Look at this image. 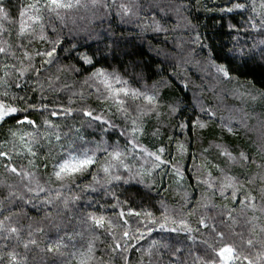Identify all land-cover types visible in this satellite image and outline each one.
I'll list each match as a JSON object with an SVG mask.
<instances>
[{
    "label": "trees",
    "instance_id": "obj_1",
    "mask_svg": "<svg viewBox=\"0 0 264 264\" xmlns=\"http://www.w3.org/2000/svg\"><path fill=\"white\" fill-rule=\"evenodd\" d=\"M34 2L4 0L11 22L0 21L9 30L0 36V46L7 49L0 53V81L8 82L9 97L27 96L37 109L42 103L49 109L43 114L38 110L29 112L38 128L18 127L13 118L0 124V151L11 156V162L0 157V221L4 224L0 228V262L80 264V253H86L91 243L93 250L87 264H177V260L183 264H203L215 255L213 247L218 250L225 243H232L241 254L240 264H248V260L264 264V245L255 243L250 247L238 235L243 233L244 241L264 240V211L261 210L264 204V44L260 43L264 41V29L260 25L264 18L260 7L263 1L102 0L93 7L90 0H81L71 9L60 10L61 18L44 14L45 40L40 38L39 24L33 25L26 16L23 18L26 27L33 26L36 31L30 37V45L29 38L23 40L32 65L41 67L42 58L35 55L36 50H50L49 41H61L52 63L41 67L39 77L28 57L23 56L24 50L18 48L21 39L17 35L21 8ZM236 2L245 3L246 8L231 13L220 10ZM121 5L129 11L124 12ZM85 55L91 58V64L81 59ZM210 55L217 64L229 68L231 79L210 73ZM5 65H15V68H5ZM97 68L117 72L131 87L155 91L157 103L148 108L146 103L137 101L142 110L130 108L126 119L111 99L98 98L97 88L104 91V86L101 78L92 77ZM17 83L21 87H16ZM10 102L17 107L25 106L18 101ZM64 109H71V113L50 114L51 110L63 113ZM86 110L102 115L116 128L105 126L107 131H104L97 122L83 115ZM196 117L205 125L196 130L198 138H193L187 130L182 134L178 125ZM133 119L142 131L136 133V143L131 144L127 141L129 132L121 136L120 131L130 129ZM30 132L35 133L34 139L28 136ZM57 134L61 137L59 142ZM26 140L31 141L30 145ZM117 143L125 152L123 159L131 174L141 175L130 179L125 168L114 167L112 173L121 175L122 180L109 184L97 164L91 175L85 173L74 181L60 182L52 176L53 165L61 155L73 149ZM218 144L233 156L244 152L250 160L228 161L219 154L221 149L215 146ZM29 146L36 152L35 157L28 153ZM160 148H164L163 153L159 152ZM149 153L160 155L166 163L154 168L155 156ZM98 156L103 163V155L98 153ZM5 164L15 165L18 172L35 174L46 194L41 192L36 198L35 180L31 183L33 192H28L29 178L9 172ZM217 165L226 172L221 173ZM209 172L215 191L202 182L209 179ZM225 174L239 178L240 199L245 194L256 197L254 202L248 201L249 205L255 203V209L242 208L232 201L231 190L228 198L221 197L218 185ZM92 175H97L96 181ZM49 198L52 204L45 203ZM116 204L118 207L113 209L112 205ZM129 208L150 212L152 217L128 216ZM121 209L126 213L124 219L129 221L123 228L118 215ZM229 212L235 223L229 218ZM165 216L167 227L161 229L159 223H165ZM93 217L112 220L115 227L109 229L107 223L99 227ZM202 217L209 226L215 224L217 231L224 232L223 239L211 227L204 228L199 223ZM149 219L159 222L149 225L153 227L150 234L143 226ZM181 219L193 229L191 233L170 231L181 227ZM12 227L19 232H11ZM123 230L133 236L144 233V238L128 240L127 252L112 251L116 240L124 244ZM110 231L116 240L108 235ZM30 240L36 243H29ZM56 245L61 247L57 249ZM177 248L181 252L176 253ZM216 260L219 264L218 257Z\"/></svg>",
    "mask_w": 264,
    "mask_h": 264
},
{
    "label": "snow or ice",
    "instance_id": "obj_2",
    "mask_svg": "<svg viewBox=\"0 0 264 264\" xmlns=\"http://www.w3.org/2000/svg\"><path fill=\"white\" fill-rule=\"evenodd\" d=\"M93 7L101 4L102 0H90ZM81 3V0H75V3H73V0H35L34 3H29L25 5L23 8H21L19 12V16L21 17V24L19 27V31L17 33L18 37L21 39V43L18 45L19 49L24 50L23 56L28 57L29 64L32 67V70L37 74V77H39L41 67H43L44 64H50L52 63V58L54 57L57 47L60 45L61 41L59 39H56L54 41H49L52 44V47L50 50L45 49L44 51L36 50L35 55L37 57H41V67H36L35 65L31 64V55L26 50L27 46L23 43V40L25 38H29V45L31 44V35H35V27L28 26L26 27L25 22L23 20L24 17H28L29 20L33 22V25L39 24L40 26V38L41 40H45L46 37L43 35L44 31V14H49V17H51V14H55L56 18H61L60 16V10L62 9H71L76 5H79ZM107 7V4L104 5ZM261 9L264 10V3L260 5ZM121 8L124 12H128L129 9L121 5ZM246 4L241 2L233 3L231 7L227 8H221V11H226L231 13L235 9H245ZM252 10L256 11L255 3H253ZM31 13V15H29ZM262 16H264V11H262ZM0 21H10V12L7 9V6L4 3V0H0ZM261 28L264 29V18L260 21ZM254 28L256 27L255 23L252 25ZM29 27L31 28V31H29ZM9 30L4 27L3 23H0V36H3L5 33H7ZM53 32L56 31L55 28L52 29ZM196 40L199 41V36L196 37ZM260 43L264 44V41H261ZM10 47V45H9ZM7 49L3 46H0V53H5ZM264 51V50H262ZM81 59L88 64L92 63V60L88 56H82ZM210 66L215 68V71L217 74L222 76L225 79H231V73L229 68L225 64H217L215 62V59H213L210 55L209 57ZM12 67L15 68V65H5V68ZM26 71V70H23ZM23 71L21 72V75H23ZM74 71H79V69H74ZM5 76H7V72L5 73ZM92 77H99L101 78L100 83L104 86V91H101L99 88H97L98 92V98L101 99H111L112 102L115 104L117 110L124 114L125 118L127 119L129 114V109L132 108L133 111H141V107L139 105H136L137 101H141L146 103V106L148 108H151L153 105H155L158 101V95L155 91L149 90L147 87H145L143 90L141 88H134L131 87L129 84V81L124 80L117 72L113 71L111 73L106 72L102 68H97L93 73ZM136 83H139L138 80L135 81ZM8 82L6 80L0 81V87L5 88V90L0 91V124L5 123L8 119L13 118L16 120V125L23 126L27 125L29 127L38 128L36 121L30 118L29 112L33 110H38L43 114L44 111H48V105L42 103L40 108L37 109L36 105L34 103H31L29 101V98L27 96L21 97L17 95H13L9 97V92L6 90ZM16 87H21L19 83L16 84ZM10 101H18L23 103L25 106L23 108L17 107L15 103ZM133 105H136V107H133ZM175 111V109H173ZM71 109H64L63 113H58L56 110H51L50 114L52 116H57L59 114H70ZM83 115L85 117H88L91 121L97 122L104 131H107V127H111L113 129L116 128V125L114 123H111L110 120H106L102 115H94L93 111L86 110L83 111ZM211 115H215L214 113H211ZM19 117V118H17ZM107 126V127H105ZM178 127L181 129V132L183 134L184 130H187V132L193 134V138H198L197 129L203 128L205 125L201 123L199 120V117H196L195 119H189L186 122H182L178 125ZM11 131V129H10ZM78 131V130H77ZM125 131H128L129 134L127 136L128 143L134 144L136 143V133L141 132L142 128L137 124V121L135 119L132 120V124L130 129H121L120 135L124 136ZM229 131H232L231 128H229ZM12 135L15 136L16 133L12 132ZM29 137L35 138V133L30 132L28 133ZM21 139H24V136L21 135ZM61 139L60 135L57 134L56 140L59 142ZM26 144L31 143V141L26 140ZM217 148L221 149V152L219 153L223 157H226L228 161L237 162V161H244L248 162L250 160V157L246 155L244 152H240L238 156H233L231 152L227 150V148L223 145H215ZM183 150V145L180 146ZM28 153H30L33 157L36 156V152L33 150L31 146L27 148ZM207 151V149H205ZM160 153L164 152V148L159 149ZM98 153L103 155L104 160L103 163L100 162V157L98 156ZM150 156H155V162L153 164L154 168L160 167L162 164H165L166 161L161 159V156L155 153H149ZM125 156V152L121 151L119 143L115 145L111 144H97L94 148H88V149H81L79 151L73 149L69 151L66 155H61L59 159H57L56 163L53 165V173L52 176L55 177L57 181L63 182V181H74L77 176H83L85 173L92 174L91 170L93 168H96L97 164H100L99 171H102L105 174V177L107 178L106 182L111 183V181H120L122 180V176L119 174H113L112 169L114 167H123L130 173V179L134 178V175H141V173L137 172L134 175L131 174V168L128 164L124 162L123 157ZM0 157H5L9 162H11V156L9 153L0 151ZM115 162V163H114ZM5 168L13 173L20 175L22 178L24 176H27L29 178V184L26 186L28 192H33V189L31 187V183L33 180L36 182V187L38 191L34 193L36 198H39V194L41 192H45V189L40 185L39 181L36 180L35 174L31 172H18L17 167L15 165L9 166V164L4 165ZM175 167V165H173ZM218 170L221 173H225V168H220L219 165L216 166ZM177 174L183 178V174L177 170ZM211 173H208V180L202 181L203 183H206L209 188H212L214 191L216 190V186L211 181ZM92 179L94 181L97 180V175H92ZM128 181H125L127 183ZM199 182V181H198ZM240 180L238 177L235 176H228L224 175L223 180L218 185V190L221 195V197L228 198L229 190L230 196L232 201L239 203L242 208L252 207L253 209L256 208L255 203H251V205L248 204V201H255L256 197L250 194H245L244 199H240L239 192H240ZM94 190V189H93ZM12 196H15V193L11 194ZM20 199H24V197H20ZM118 200V198H117ZM262 201H264V196H262ZM28 202H31L30 200ZM46 204H52L53 201L51 198L45 201ZM66 203V201H65ZM119 203V202H118ZM113 209L118 207V204L112 205ZM262 211H264V204H262ZM119 217L121 218V227L128 225L129 221L127 219H124L126 213L123 209H121L118 213ZM128 216H145V217H152V213L145 212L141 213L134 209L129 208L127 212ZM228 216L230 219H232V222L235 223L236 221L232 218L231 212L228 213ZM5 219H8V217H5ZM167 219L168 217L165 216L164 220L165 223H159L155 219H149L148 224L143 225L147 233H151L153 231V227L149 225H156L159 223V227L161 229H164L167 227ZM253 219H256V217H253ZM95 225L99 227H104L107 223V226L109 229H112L115 227V222L112 220L105 221L104 217L95 218L93 217ZM143 224V221L140 222ZM173 223L175 224L176 221L173 220ZM181 227L180 228H172L170 231L172 232H180V231H187L188 233H191L193 229L188 225L186 220L181 219L179 221ZM199 223L204 228L211 227L214 232H216V235L223 239L224 232L223 231H217L216 225L213 224L209 226L205 219L202 217L199 221ZM4 224L3 221H0V228H3ZM31 227V226H29ZM10 231L13 233H18L19 229L12 227L10 228ZM264 231V229H262ZM29 235L31 236V232H29ZM108 235L111 236L114 240H116V237L113 232H108ZM241 237L242 243H246L248 246H254L255 243H260L264 245V240L255 241L252 238L247 239L246 241L243 240V233H239ZM122 238H124V244L122 245L118 240L114 243V246H111L112 251L117 250H123L124 252H127L129 250L128 246V240L130 239H136L137 241L142 240L144 238V233H140L138 236H133V234L128 230L122 231ZM29 243L35 244L36 242L34 240H30ZM205 245H207V241H204ZM156 244V241H153V245ZM25 247H28V244H25ZM57 249L61 247V245H56ZM208 247H212L211 245H208ZM93 250V246L90 243L88 246V250L86 253L82 252L80 253V264H87V261L91 259V252ZM213 252L215 253L214 256L209 257L208 260H205L203 264H217L216 257L219 258V264H240V253L237 250V247L232 243H225L222 247H220L218 250L214 247L212 248ZM48 251H53V247L50 245L48 247ZM176 253L181 252V249L177 248L175 249ZM10 256L14 257V254L10 253ZM75 255V253H73ZM149 255H151V251L149 250ZM198 259V258H197ZM244 259H247V257H244ZM2 264V262H0ZM177 264H183V261L177 260ZM248 264H253L251 260H248Z\"/></svg>",
    "mask_w": 264,
    "mask_h": 264
},
{
    "label": "rangeland",
    "instance_id": "obj_3",
    "mask_svg": "<svg viewBox=\"0 0 264 264\" xmlns=\"http://www.w3.org/2000/svg\"><path fill=\"white\" fill-rule=\"evenodd\" d=\"M262 1H263V3H264V0H262ZM211 72H216V71H215V68L211 67L210 73H211ZM224 79H225V78H224ZM237 122H240V120H238Z\"/></svg>",
    "mask_w": 264,
    "mask_h": 264
}]
</instances>
